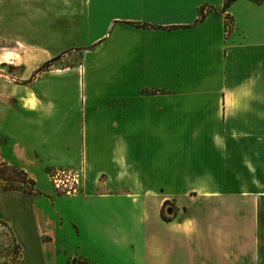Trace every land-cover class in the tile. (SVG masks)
Masks as SVG:
<instances>
[{
    "label": "crops",
    "instance_id": "obj_1",
    "mask_svg": "<svg viewBox=\"0 0 264 264\" xmlns=\"http://www.w3.org/2000/svg\"><path fill=\"white\" fill-rule=\"evenodd\" d=\"M225 3L16 0L44 52L1 83L0 160L36 185L0 184V264H264V0Z\"/></svg>",
    "mask_w": 264,
    "mask_h": 264
},
{
    "label": "rangeland",
    "instance_id": "obj_2",
    "mask_svg": "<svg viewBox=\"0 0 264 264\" xmlns=\"http://www.w3.org/2000/svg\"><path fill=\"white\" fill-rule=\"evenodd\" d=\"M21 4L32 2L33 0H19ZM16 7V0H0V88L2 82H9L19 84L18 74L25 69L23 63V56L33 53L34 51L44 52L41 47H34L32 45H25L24 43L30 42L32 36L31 28L39 26L42 24V20L34 17L33 21H30L29 29L25 27L26 19L28 15L24 13L19 14V18L24 19L22 22L20 30H12L10 25L11 19V7ZM29 18V17H28ZM28 29V30H27ZM80 40L77 37H67L62 41L59 49L66 51L68 54L74 55L77 49L80 47ZM15 79V82H13ZM56 172V171H54ZM53 172V173H54ZM20 189L25 188L22 185H18ZM173 208L174 213H176L177 207L174 201H169L164 205L163 215L166 217H171L174 215L167 214V209ZM7 232V231H6ZM8 233V232H7ZM9 237L10 234L8 233ZM11 238V237H10ZM7 252L10 254L11 259L15 258L18 254V249L13 243H10V247L7 248Z\"/></svg>",
    "mask_w": 264,
    "mask_h": 264
},
{
    "label": "trees",
    "instance_id": "obj_3",
    "mask_svg": "<svg viewBox=\"0 0 264 264\" xmlns=\"http://www.w3.org/2000/svg\"><path fill=\"white\" fill-rule=\"evenodd\" d=\"M234 1L235 0H226L223 11H226ZM206 8L207 7H203L201 9V16L199 21H202L204 19ZM141 26L145 27V25ZM51 62L52 61L46 62L40 68L39 72L49 67ZM0 184H2V186L6 190H22L27 193H33L36 182L34 179L29 177L28 173L25 170L0 160ZM18 185H22L25 188L20 189ZM163 218L167 221H170L172 219L171 217H166L165 215H163Z\"/></svg>",
    "mask_w": 264,
    "mask_h": 264
},
{
    "label": "built area",
    "instance_id": "obj_4",
    "mask_svg": "<svg viewBox=\"0 0 264 264\" xmlns=\"http://www.w3.org/2000/svg\"><path fill=\"white\" fill-rule=\"evenodd\" d=\"M230 28V24H228ZM86 178L84 167L80 169H59L50 174V180L56 190L67 196H74L79 194L81 186Z\"/></svg>",
    "mask_w": 264,
    "mask_h": 264
},
{
    "label": "water",
    "instance_id": "obj_5",
    "mask_svg": "<svg viewBox=\"0 0 264 264\" xmlns=\"http://www.w3.org/2000/svg\"><path fill=\"white\" fill-rule=\"evenodd\" d=\"M174 213V209L173 208H168L167 209V214L172 215Z\"/></svg>",
    "mask_w": 264,
    "mask_h": 264
}]
</instances>
